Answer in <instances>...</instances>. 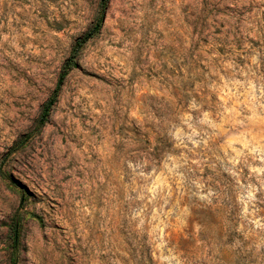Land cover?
Wrapping results in <instances>:
<instances>
[{"label":"rangeland","instance_id":"1","mask_svg":"<svg viewBox=\"0 0 264 264\" xmlns=\"http://www.w3.org/2000/svg\"><path fill=\"white\" fill-rule=\"evenodd\" d=\"M0 264H264V0H0Z\"/></svg>","mask_w":264,"mask_h":264},{"label":"trees","instance_id":"2","mask_svg":"<svg viewBox=\"0 0 264 264\" xmlns=\"http://www.w3.org/2000/svg\"><path fill=\"white\" fill-rule=\"evenodd\" d=\"M97 29L98 28H94V29L90 30L82 39H80V40H78L76 42V46L74 47V54L76 53L78 47H80L82 44H84V42L87 41L94 34V32H96ZM71 57H70L69 61L72 60ZM67 66H69V63H68ZM65 75H66V70L64 69L62 71V73L60 74L58 82L56 84V88H55V91H54V97L44 107V113L45 114H47L48 110L50 109L51 105L53 104V101L55 100V96L57 95V93H58V91H59V89L61 87V83H62V80L65 77Z\"/></svg>","mask_w":264,"mask_h":264}]
</instances>
